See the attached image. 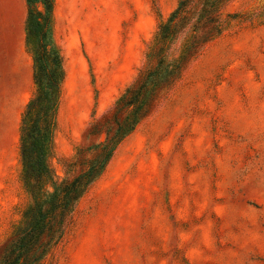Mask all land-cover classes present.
<instances>
[{
	"label": "rangeland",
	"instance_id": "1",
	"mask_svg": "<svg viewBox=\"0 0 264 264\" xmlns=\"http://www.w3.org/2000/svg\"><path fill=\"white\" fill-rule=\"evenodd\" d=\"M179 0H55L66 80L49 158L66 163L144 66ZM26 0H0V250L23 222V113L36 94ZM222 32L123 141L39 264H264V0H229ZM186 42L171 52L178 57Z\"/></svg>",
	"mask_w": 264,
	"mask_h": 264
},
{
	"label": "trees",
	"instance_id": "2",
	"mask_svg": "<svg viewBox=\"0 0 264 264\" xmlns=\"http://www.w3.org/2000/svg\"><path fill=\"white\" fill-rule=\"evenodd\" d=\"M26 1L27 41L33 52L36 84L21 127L23 177L30 205L23 222L2 245L0 264H39L63 240L79 202L104 174L123 141L150 114L162 90L181 76L201 43L221 34L220 12L229 0H179L171 15L160 21L136 79L108 114L91 124L88 134L104 135V139L78 149L66 163L70 175L53 191L46 189V182L54 179L49 158L66 80L65 59L54 40L55 0ZM183 37L187 47L175 58L173 46Z\"/></svg>",
	"mask_w": 264,
	"mask_h": 264
}]
</instances>
